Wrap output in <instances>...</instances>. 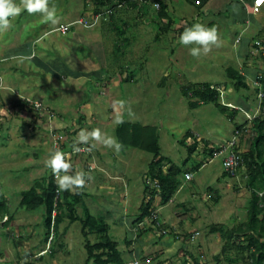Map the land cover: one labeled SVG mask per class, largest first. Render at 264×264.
Instances as JSON below:
<instances>
[{
  "label": "rangeland",
  "instance_id": "rangeland-1",
  "mask_svg": "<svg viewBox=\"0 0 264 264\" xmlns=\"http://www.w3.org/2000/svg\"><path fill=\"white\" fill-rule=\"evenodd\" d=\"M162 2L169 7L170 13L176 20L172 27L175 32L157 35V24L151 22V18L155 14V9L161 8L159 2L150 3L151 15L145 22L137 21V12L133 10L116 14L114 17L116 22L121 16L128 25L125 35L121 38L112 26L108 25L109 14L106 15V19L101 18L94 26L84 27L78 19L81 17L90 19L95 6L93 0H88L86 3L84 0H50V3L56 6L60 19L56 25L47 26L46 30H49L47 35H40L39 41H34L32 36L41 31L40 26L44 20L40 21L36 14H24L23 16L27 19L34 20V33L29 36L33 41L27 42L20 49L28 47L29 53L32 54L29 56L32 58L12 59L17 41L16 34L21 35L23 26V23L17 21L20 18L15 19L13 27L9 30L0 32L2 44L0 46V78L2 79L0 95L4 99L0 114V122L4 125L2 131L0 130L2 133L0 134V191L9 200V212L21 218V232L26 230L28 224L31 226L33 224L31 229L36 228L40 232L39 236L30 241L32 244L37 242L45 231V208L27 211L19 207V200L21 193L33 185L35 178L40 179V176L46 173L48 176L52 174L51 168L46 166L51 148L46 140L47 132H51L47 121L52 114L54 118L58 116L55 112L58 110L63 114L59 121L64 124V118L69 122V124L66 122V126H70L76 123V119L82 112L86 115L85 122L77 124L75 128L79 132L82 129L88 131L99 129L102 133L101 140L90 141L89 145H94V148L95 145L98 146V142H103V138L112 137L117 140L115 127L122 121L155 125L158 127L161 155L166 157L164 170H168L167 166H170V163L181 168L179 174L181 188L176 191L172 203L159 205V196L156 199L155 209L159 216L160 227H157L153 221H148V224L141 229L150 226L152 230L142 234L141 229L136 231L135 225L134 227L127 224L123 228V225L117 224L122 221L125 223L121 216L124 215L122 210L124 204L110 199L114 196L109 187L113 189L114 186L116 190L122 189L126 192L130 199L128 209L134 206L131 214L136 211L134 216H139L141 211L138 207L144 197L146 185L145 175H148L149 165L155 158L153 153L136 147L116 151L115 148L103 143L104 145H99L102 149L99 153L97 149L89 151L88 145H81L86 153H90L89 157H95L97 164L91 165L89 162L92 161L86 160L83 156H79L78 160H75L76 157L71 159V162L74 161L72 164L76 166V171L82 170L91 177L86 179V183L99 181L102 184L103 181L105 182L104 179L110 180V183L106 184L108 187L100 191L95 189L97 184L85 183L84 186H88L87 190L91 198L88 200L85 198V205L93 210L94 215L104 216L107 214L106 211L109 213V218L106 220L110 224L109 232L118 242L126 262L128 264H230L225 256L222 255L219 259L216 257L221 254L224 240L220 232L212 233L209 226L212 223H223L231 228L247 219L251 197L250 189L246 185L247 171L242 169L235 176L222 177L224 155L208 157L207 153L202 151L204 148L202 144H199V150H195L186 162L189 158L188 145L192 141L188 140L186 134L189 131L195 132L199 137L208 139L212 143L211 146H225L235 134L237 123L249 124L250 122L247 127L248 132L244 133L242 138L240 136L237 142L242 152L249 150L254 136L253 121H250L249 116L256 111L260 102L256 92V87L259 85L253 80H258L256 76L264 74L262 55L264 46L260 45L262 49L256 48L255 44L259 41L254 40L259 34L264 35V4L252 10L246 0L233 2L231 5L227 2L223 5V7L230 6L232 9L236 8L235 5H245L246 17L255 18L259 25V33L253 34L252 41L247 40V44L242 43L241 39L245 36L243 37L241 33L233 47V38L237 34L239 25L237 23L229 28L230 12L225 10L218 12V6L216 2L213 3V0L206 2L207 8L215 9L213 12H205V9L197 8L188 0H162ZM65 9L68 10L65 11ZM73 10L78 12V17L71 21L73 26L67 33L62 34L51 30L63 20H68ZM231 16L237 15L231 14ZM197 21L216 27L220 38L219 46L213 45L207 54H202L198 58L191 56L188 48L178 42L180 29L186 25L183 22L192 24ZM103 25L104 38L100 46L87 40L82 42L74 40L76 35L73 32L88 28L85 32L94 34L98 33ZM221 25L222 28H220ZM31 32L27 29V34ZM27 34L22 35L27 36ZM221 38H226L227 41ZM261 38L264 39V37ZM66 41L69 43V45L67 43L68 50L65 47ZM116 43L123 45L120 46L122 53L117 57L114 53ZM244 44L246 46H243ZM238 46L243 48H235ZM59 52L61 57H57L60 55ZM230 57L234 58L230 59ZM3 58L6 59L3 60ZM63 58L64 63L67 62V68L71 70L68 73V80L67 75L60 77L62 74L56 72V65H61ZM243 65V68L247 69L249 88L241 86L239 90H236L231 85L235 81L229 76L227 68L242 70ZM64 70L65 67L60 71L64 72ZM75 70L95 73L78 75L79 82L75 86L73 82ZM132 70L135 71V81H122L130 75ZM164 77H166L165 80ZM10 82L14 84L17 82L16 88H19L21 97L29 99L31 104L38 103L42 111L29 109V106H21V108L15 106V99L19 97L17 91L13 92L15 87L14 84L11 86ZM190 82H209L216 85L222 92L221 102L238 107V114L232 119V110L222 113L214 103L190 108V95L186 96L182 92V88ZM228 100H231V103ZM242 101L248 102L250 106L244 108ZM52 106L57 109L54 110ZM54 118L50 119L51 122L57 120ZM65 127L56 130L64 135ZM5 134L8 135L7 139L2 137ZM74 137L76 138V135ZM59 138L57 137L55 144ZM64 139L70 140L68 137ZM92 152L94 154H91ZM43 154L45 155L39 156ZM202 160L205 164L193 172L192 179H186L185 170L193 168ZM109 164L121 173L122 178H119L117 184L107 177ZM100 167L105 168L106 171L104 172ZM216 190L220 196L218 203L213 200V197L217 195ZM99 200L104 203L98 202ZM87 201H93V204L89 202L92 206H88ZM97 203L101 208H96ZM83 206V204L78 206L80 216H84ZM5 222H7L6 218L0 220V229L6 231L4 234L0 233V264H17L19 254L22 255V250L27 246H24V242L18 237L13 238V235L18 233L17 228L11 225L13 221L10 227H3ZM65 228L67 231L63 234ZM127 228L132 230L130 237L129 233H126ZM165 230L167 232H164ZM60 233L54 243L56 252L53 256L52 252L50 253L49 244L43 247L42 254L45 262L47 264H85L87 259L85 244L87 239L96 242V235L90 233L86 237L82 233L80 221L71 223L67 219L60 224ZM129 242L131 244H128ZM60 244L64 247L60 248ZM17 245H21V253L17 250ZM36 253L35 257L41 254L38 252L36 255ZM230 254L231 258L238 256L237 252ZM247 257L246 254L244 259L235 264H248ZM23 263L24 259L21 258V264Z\"/></svg>",
  "mask_w": 264,
  "mask_h": 264
},
{
  "label": "trees",
  "instance_id": "trees-1",
  "mask_svg": "<svg viewBox=\"0 0 264 264\" xmlns=\"http://www.w3.org/2000/svg\"><path fill=\"white\" fill-rule=\"evenodd\" d=\"M88 0H84L86 3ZM94 1V12L93 15L102 12L104 9L113 8L114 10L109 14L108 25L116 31L117 35L121 38L126 33L127 22H124L123 18L119 16L117 23L115 20V15L120 12H125L128 10H133L137 12L136 19L139 22H145L151 15L150 3L159 2L161 4L160 9H155V14L151 18V22L157 24V35L167 34L172 31V27L175 23L174 17L168 11V6L165 5L162 0H93ZM191 4L197 6V8H202L207 0H188ZM242 0H236V2H241ZM250 5L252 10L253 0H246ZM232 2V1H231ZM230 2V3H231ZM233 3V2H232ZM191 25L187 23L185 26L181 27L180 32H183L185 27ZM264 35H259L256 41L260 44H255L256 48H261L260 45L264 46ZM122 44L116 43L115 45V55L116 57L122 53L120 48ZM127 45V43L125 44ZM123 46V45H122ZM262 49V48H261ZM263 57L264 54L262 53ZM229 76L235 81L232 86L234 89L239 90L241 86L249 85L247 83V76L241 70H236L233 68H227ZM127 78L122 79V81H129L134 77L135 71L132 70ZM258 77V87H256V92H262L264 94V74ZM1 87V78H0ZM184 95L189 96L192 99L189 103L190 108H197L204 104L214 103L216 107L222 113H227L232 110L231 118L235 116V111L233 108L227 104L221 102L222 92L217 86H213L209 82H191L182 88ZM195 99V100H194ZM18 104L22 107H27L29 109L34 108V104H31L29 100L25 98H20ZM33 105V107H32ZM85 113H80L76 123L65 128L66 132L61 135V132H56L60 134L55 147L60 148L64 153L70 154L71 161L73 155L79 154L73 150V143L75 141L74 135L79 132L75 128L77 124H83L85 122ZM54 117V116H51ZM253 138L251 140L250 148L246 152H238L237 155L240 158V165L234 172L227 171L224 169L223 176H235L240 170L246 169L248 181L246 183L247 187L250 189L251 197L249 199L247 219L243 222L235 224L233 227L229 228L223 223H212L210 231L212 233L220 232L221 238L224 240L223 248L221 254L216 257L219 259L220 256H225L229 260L230 264H235L239 262L242 258L249 259L248 264H264V112L254 119L253 121ZM242 129V126L238 127ZM244 133L247 129L243 130ZM1 134V133H0ZM256 134V135H255ZM115 135L117 141L120 143L121 151H125L128 147H136L141 150L153 153L154 160L151 161L149 165V173L145 175L146 185L144 189V197L140 207L141 213L134 220V224H139L144 221L145 218L153 216L155 213L156 199L159 196V205H166L171 201L175 195L179 185L181 184L179 174L181 173V168L175 164L167 166V171L164 170V162L166 157L161 155V145L159 142L158 127L155 125L139 124L131 121H122L115 127ZM186 136L193 139V143L188 145L189 158L192 153L198 149L200 142L203 143V152L210 153L213 156L214 151H220L222 146L210 145V141L206 138L198 139L194 132H187ZM68 137L69 139H64ZM185 143V141H183ZM83 145V144H82ZM90 146V145H89ZM94 148V147H93ZM237 152V148H235ZM241 153V154H240ZM208 155V154H207ZM73 163V162H71ZM205 161L202 160L198 162L193 168L185 170V172H194L199 170ZM88 167V164H86ZM74 170L76 166L73 165ZM90 169V168H89ZM147 177L149 179H147ZM87 179V178H86ZM147 180L150 184L147 183ZM218 191L216 190L215 193ZM89 196L85 192L84 187L78 188L74 191H62L59 190L56 184V178L53 174L40 176L35 178L33 185L21 193V198L19 201V207L27 211H35L41 207L45 208L44 224H45V237L43 234V241L36 244L35 242L30 247L29 250L22 251L21 258L24 259L23 264H47L43 254L37 255L36 251L42 252L40 247H44L45 244L49 243L51 248L50 253L55 254V240L59 237L60 224L67 219L69 222L80 221L82 224V233L87 237L88 234L94 233L97 237L96 242H91L87 239L85 244L87 259L85 264H128L123 257L122 251L119 249L118 242L110 234V224L106 221L105 216L94 215L91 210L85 205V198ZM213 200L216 203L219 202L220 196L217 193ZM83 204L84 216H80L78 213V206ZM56 209V215L53 216V211ZM7 216L8 224L12 221L13 214L9 212V200L2 195L0 191V219ZM155 224L158 223L159 218H152ZM160 227L159 225H156ZM63 231V234L66 233ZM141 228H139L140 230ZM152 228L146 227L141 229V233H147L151 231ZM167 232V230H166ZM39 242V241H38ZM129 242L128 244H130ZM63 248L64 245L60 244ZM36 257H35V253ZM231 252H237L236 258H231ZM21 253V252H20ZM186 264V263H184Z\"/></svg>",
  "mask_w": 264,
  "mask_h": 264
},
{
  "label": "crops",
  "instance_id": "crops-1",
  "mask_svg": "<svg viewBox=\"0 0 264 264\" xmlns=\"http://www.w3.org/2000/svg\"><path fill=\"white\" fill-rule=\"evenodd\" d=\"M207 1H209V0H207ZM214 2L213 3H215L216 2V4H217V9H218V12H220V11H222V10H225V11H229L230 12V15H229V23L230 24H228V27L229 28H232V27H234L237 23H238V25H239V28H238V31H237V34H235L234 35V38H233V47L235 46V43H236V41L238 40V37H239V34H241V33H243V34H241V35H243V37L245 36V38L244 39H241V42L242 43H246L247 42V40H248V42L249 41H252V39H253V34L255 33V32H257V33H259L258 31H259V25L257 24V20H255V18H252L251 16L249 17H246V14H247V10H246V7H245V5H242V6H239V5H235V9H232L230 6H225V7H223V5L225 4V3H227V2H231L232 0H213ZM233 2H236L235 0L233 1ZM19 3V2H18ZM190 3V2H189ZM244 3V2H243ZM232 4V2L230 3V5ZM263 6V5H262ZM200 9H205V12H210V11H214L215 9L214 8H211V7H209V8H207V3L202 7V8H200ZM66 10H68V9H65V11ZM168 11H169V13H170V10H169V7H168ZM251 13V12H250ZM24 14H27V12H22L19 16H17V17H15V18H13V19H11V27H13V23H14V21H15V19H17V18H20V19H18L17 21H19V22H21V23H23V26H22V30H21V35L20 34H16V37H17V41H16V43H15V45H14V47H15V49H14V52L12 53L13 54V58L12 59H15V58H32V57H30L29 55L31 54V53H29V48L28 47H26L25 49H20V48H22L24 45H26V43L27 42H31V41H33L32 40V38L34 39V41H39L40 39H41V36L40 35H42V34H44V35H47V32L49 31V30H46V28H47V26L48 25H51V23L49 22H43V24L40 26L42 29H41V31H39L38 33H34L33 31H34V20L33 19H27L26 17H24L23 15ZM171 14V13H170ZM231 14H233V15H237V16H231ZM36 16H38L39 17V20L41 21H43V19H42V17L40 16V14H36ZM69 19L68 20H63L61 23H59V24H67V23H72L71 21H73L75 18H77L78 17V12L77 11H75L74 12V10L72 11V13H71V15H69ZM174 17V16H173ZM232 18V19H231ZM175 20V19H174ZM38 21V20H37ZM176 21V20H175ZM220 21V20H219ZM187 22V21H186ZM186 22H183L184 24H187ZM46 23V24H45ZM217 23V22H216ZM58 24V25H59ZM57 25V26H58ZM174 25H175V23H174ZM241 25V26H240ZM256 26V27H255ZM80 27H82V26H80ZM179 27H181V26H179ZM54 28V27H53ZM103 28H104V25L102 26V29L98 32V33H94V34H90V33H86L85 32V29H88V28H82V29H80V30H77V31H75V32H73L76 36H75V39L74 40H77V41H80V42H82V41H85V40H87V41H91V42H94L96 45H99L100 46V44H103V38H104V36H103V32H104V30H103ZM220 28H222V25L220 26ZM27 29L28 30H31L32 32L30 33V34H27ZM9 30V29H8ZM172 31H174V29H172ZM4 32H6V31H4ZM175 32V31H174ZM247 33L246 35L244 34V33ZM23 33H26L27 34V36H23L22 34ZM32 33H34L33 34V36H32V38L31 37H29L30 35H32ZM83 33H84V35H83ZM260 33H261V30H260ZM180 34V33H179ZM86 35V36H85ZM260 35V34H259ZM258 35V36H259ZM40 36V37H39ZM23 37V38H22ZM251 37V38H250ZM3 39H5V38H3ZM222 40H224L225 42L227 41V39L226 38H221ZM257 39V37L256 38H254V40H256ZM67 43H68V41H66V45H65V47H66V49L68 50V46H67ZM228 43V42H227ZM33 44V43H32ZM247 44V43H246ZM246 44H244L243 46H246ZM68 45H69V43H68ZM0 46H2V44L0 43ZM243 46H238V47H235V48H238V49H242L243 48ZM224 48V47H223ZM228 48V47H227ZM8 50L10 51V49H9V46H8ZM58 53V52H57ZM60 53V52H59ZM238 53H239V51H238ZM238 53H236V55H238ZM32 55V54H31ZM62 55H61V53H60V55H58L57 57H61ZM34 57V56H33ZM35 57H36V59H38V57H37V55H35ZM234 57H230V59H233ZM6 58H3V60H5ZM64 61H65V59L63 58V60H62V64L61 65H56V72H58L59 74H62V76H60V77H63L64 75H67V77H66V79L68 80L69 79V75H68V73L69 72H71V70H69L68 68H67V62H65L64 63ZM63 67H65V70H64V72H61L60 70L63 68ZM244 67V65L242 66V72L243 73H245V75L246 76H248V73H247V69H244L243 68ZM66 71V72H65ZM76 72H73V82H75V86H77V84H78V82H79V80H78V78H80V77H78L77 78V76L79 75V76H81V75H84L85 73H89L90 71H87V72H85V71H80V70H75ZM92 71V70H91ZM96 72H99V71H96ZM93 73H95L94 71H92L91 73H89V74H93ZM134 76H135V74H134ZM85 78V77H84ZM166 79V77H164V80ZM131 80H133V81H135V77H133ZM247 80H248V78H247ZM19 82H21V81H19ZM253 82L254 83H258V81L257 80H253ZM11 83V82H10ZM17 83V82H16ZM14 84V82H12L11 83V86H13V84H14V89H13V92L14 91H17V96L19 97V98H16L15 99V103H14V105L15 106H18V107H20L21 108V106L18 104V100L20 99V98H23V97H21V94H20V91H19V88H16V86H17V84ZM191 83V82H190ZM189 84V83H188ZM187 84V85H188ZM212 84V83H211ZM213 86H216V85H214V84H212ZM231 85H232V83H231ZM186 86V85H185ZM227 86V85H226ZM230 88V87H229ZM225 95V94H224ZM232 98H233V96H232ZM29 100V99H28ZM192 99H189V103H190V101H191ZM195 100V99H194ZM229 101V103H231V100H228ZM3 104H4V99L2 98V95H0V114L2 113V110H3ZM233 104V103H232ZM241 104H242V106L244 107V108H246V107H248V106H250V104L248 103V102H246V101H242L241 102ZM7 104H5V106H6ZM51 108V107H50ZM52 108L54 109V110H56L57 108L56 107H53L52 106ZM33 109H35V107L33 108ZM32 109V110H33ZM52 110V109H51ZM64 111V110H63ZM56 112V114H58V116H56L54 119H57L56 121H54V122H51V118L52 117H50L49 118V120L47 121V123L49 124L48 126H49V128H50V130H51V132L50 133H48L47 132V141H48V144L50 143V145H51V148H50V150L51 149H53V147H55V142H56V139H57V137L59 138V137H62L60 134H56L55 135V133L56 132H59L58 130H56L57 128H63V127H65L66 126V122H67V124H69V122L66 120V119H64L63 118V122H64V124L61 122V121H59V120H61V116L63 115L62 113H59L58 112V110H56L55 111ZM53 119V120H54ZM3 122H0V130L2 131V129L4 128V125L2 124ZM53 127V128H52ZM67 127H69V125L68 126H66L65 128H67ZM53 130V131H52ZM66 132V131H65ZM195 133V132H194ZM1 135H2V133H1ZM195 135L197 136V138L198 139H202L203 137H199V135L197 134V133H195ZM51 136V137H50ZM3 138H8V135L7 134H5V136H2ZM49 137V138H48ZM189 139H191L192 141L189 143V144H191V143H193V139L192 138H188V140ZM90 144V143H89ZM200 144H202L203 145V143H200ZM211 144L212 143H210V145H209V147H208V149H210L212 146H211ZM97 145L98 146H96L95 145V148H93V147H91V149H97V152L99 153L102 149L99 147V145H104L103 144V142H98L97 143ZM89 146V145H88ZM81 147V146H80ZM82 148V147H81ZM199 148H200V145H199ZM199 150V149H198ZM93 151V150H92ZM200 153H201V151H199ZM97 153V154H98ZM41 154V153H40ZM89 154L90 153H86V152H81V153H79V154H76V155H73L72 157L74 158V157H76V159L75 160H78L79 159V156H83L86 160H90V161H92V162H89L91 165L92 164H97V161H96V159H95V157L94 156H90L89 157ZM91 154H94L93 152L91 153ZM101 154V153H100ZM208 154V157H212V154H210V153H207ZM45 154H43V155H39V156H44ZM205 155V154H204ZM98 156H99V154H98ZM213 156H214V153H213ZM92 157V158H91ZM100 157V156H99ZM72 158V159H73ZM43 161V160H42ZM74 162V161H73ZM91 168V167H90ZM100 168H102V167H100ZM103 169V171L105 172L106 170H105V168H102ZM108 170H109V173H108ZM111 170H113V172H110ZM187 172H190V171H187ZM186 173V172H185ZM120 172L118 171V170H116V169H114L110 164L108 165V168H107V177H110L111 178V181H113V183L115 184H117L118 183V180H119V178H122V176H120ZM222 177H223V174H222ZM116 179V180H115ZM105 180V182L103 183L102 182V184H101V182H99V181H96V183L95 182H89V183H86L87 185H91V184H93V183H95V184H97V188L95 187V189H98L99 191L100 190H103L104 188H106V187H108V185H106V184H108V183H110V180L109 179H104ZM181 187H179L177 190H179ZM84 189H85V192H87L88 194H89V192H88V186H84ZM109 190H110V192H111V194L114 196L113 198L112 197H110V199H113V200H115L116 202H120V203H123L124 204V208H122V210H123V213H124V215H121V216H123V218H122V220L124 219V221H125V223L122 221V222H120V223H117V224H120V225H123V228L127 225V224H131V225H135V226H137V224H134L133 222H134V220L138 217V215H135L134 216V213L136 212H133L132 214H131V209L132 208H134V206L133 207H131L130 209H128V207H127V205L130 203V199L128 198V196H127V194H126V192H124L122 189H120V190H116L115 188H114V186H113V189H111V186L109 187ZM239 191V190H238ZM97 192V191H96ZM117 193V194H116ZM118 193H120V195H118ZM93 194V193H92ZM90 197V195L89 196H87L86 197V200H88V199H91V198H89ZM105 197H107V196H105ZM105 197H103V198H105ZM172 200H174L173 198L171 199V201ZM20 201V200H19ZM97 201V200H96ZM142 201H143V199H141V204H142ZM169 202V203H167L166 205H168V204H171L172 202ZM88 202V206H92L89 202H91V201H87ZM98 202H103V201H101V200H99ZM92 204H93V201L91 202ZM104 203V202H103ZM136 203V202H135ZM98 204V203H97ZM96 204V208H101V206L99 205H97ZM141 204H140V206L138 207L139 209H140V207H141ZM106 208H108V206H106ZM91 212L94 214V212H93V210H91ZM106 213L107 214H105L104 216L106 217V219L108 220V218H109V213L106 211ZM7 216L8 215H4L0 220H2L3 218H7ZM8 221V220H7ZM12 221H13V223L11 224L12 225V227H15V228H17V232L18 233H16L15 231H14V233H16V235L14 234L13 235V238L16 236V237H18V239L19 240H21L22 242H24V246H27L26 247V249H24V250H22V251H25V250H29L30 249V247L31 246H33V245H36V244H38V243H41L44 239H43V236L42 237H39V242L37 241V243L36 244H32L30 241H32V239L33 238H35L36 236H39L40 235V232L39 231H37L36 230V228H34V230H32L31 228H32V226H33V224H32V226H31V224H28L27 226H26V230L24 231V232H21V218H19V216L18 217H15V216H13V218H12ZM11 221V222H12ZM129 221H131L130 223H129ZM150 221V220H149ZM244 221V220H243ZM10 222V223H11ZM10 223H8V224H3V227H5V226H7V227H10ZM17 223V224H16ZM26 225V224H25ZM167 225V224H166ZM134 226V227H135ZM130 228H127V230H126V233L128 232L129 233V237H130V232L132 231L131 229L129 230ZM14 230V229H13ZM65 231V230H64ZM3 232V234H4V232H6V231H3V230H1L0 229V233H2ZM32 232V233H31ZM45 232V231H44ZM41 233H43V232H41ZM148 233V232H147ZM146 233V234H147ZM44 234V233H43ZM8 236H9V234H8ZM168 243V242H167ZM131 244V243H130ZM17 247V250L19 251V252H21V245H17L16 246ZM60 247V246H59ZM61 248V247H60ZM42 249H43V247H40V249L39 250H41L42 251ZM37 252V251H36ZM39 252V251H38ZM37 252V253H38ZM53 256V255H52ZM16 262H17V264H21V254H19V257H18V260H16Z\"/></svg>",
  "mask_w": 264,
  "mask_h": 264
},
{
  "label": "clouds",
  "instance_id": "clouds-1",
  "mask_svg": "<svg viewBox=\"0 0 264 264\" xmlns=\"http://www.w3.org/2000/svg\"><path fill=\"white\" fill-rule=\"evenodd\" d=\"M254 3L255 0H253V8H254ZM261 3L263 5L264 0H256V7L259 8V5ZM22 12H27L28 14L38 13L45 22H50L52 25H56L60 19L57 14L56 6L54 4H51L50 0H19V3H17V0H0V32L7 31L11 27V19L19 16ZM102 12H104V10ZM57 27L58 26L52 28L51 30ZM178 42L182 46L188 48L189 54L191 56L198 58L202 54H207L211 50V47L213 45L219 46L220 38L216 27L209 26L205 23L197 21L185 27L184 31L181 32L178 37ZM263 102L264 100L259 102V106L257 107L256 111L253 114H251L252 116H249L250 121L251 120L254 121L255 118L259 117L261 113L264 112ZM223 104H227L231 106L233 108V111L236 112L235 116L238 114L239 112L238 107L232 106L228 103H223ZM37 107H39V105H37ZM235 116L233 118H235ZM249 124H246L244 122L237 123L235 131L236 129H239L238 128L239 126H242V129H239L240 131H242L241 138L244 135L243 132L244 129H247L248 132L247 127ZM101 139H102V133L99 129H92L91 131L82 129L76 135V139L73 143V150L79 152L82 150L80 147L82 144L89 145L90 141L92 140L98 141ZM103 143L108 147L115 148L116 151H119L121 148L120 143L112 137L103 138ZM91 147H94V145L89 146L88 148L89 151H91ZM46 166L51 168L52 174L56 178V184L59 190L62 191H74L78 188H82L86 183V177L87 179H91V177L87 176V174L84 171L74 170L73 164L67 158V154L64 153L62 150H60V148L58 147H53V149L50 150L49 158L46 161ZM186 173H192V172H186ZM54 211H56V209ZM54 211H53V216L56 215V214L54 215ZM155 212L157 213L156 209ZM158 222L159 223H157L156 225H160V220ZM164 232H166V230ZM39 253L42 254L43 252H39ZM41 254H39V256Z\"/></svg>",
  "mask_w": 264,
  "mask_h": 264
},
{
  "label": "built area",
  "instance_id": "built-area-1",
  "mask_svg": "<svg viewBox=\"0 0 264 264\" xmlns=\"http://www.w3.org/2000/svg\"><path fill=\"white\" fill-rule=\"evenodd\" d=\"M157 5V4H156ZM262 3L259 5V8L261 7ZM254 8L257 9L256 7V0L254 3ZM114 9L113 8H109L104 12H100L97 13L95 15H91L90 19H83L82 17L78 19V22L84 26V27H92L95 24H97L99 22V20L102 18V20L105 18H107V14H110ZM72 24L71 23H67V24H61L59 25L57 28L53 29L52 31H59L62 34L67 33L70 28H71ZM257 44L259 45L260 42H257ZM262 92L258 93L260 102L262 100H264V94L261 95ZM34 104V103H33ZM37 105H39L38 103L34 104L35 109H40V111H42L40 105L39 107H37ZM263 111H264V102H263ZM50 116H54V114L50 115ZM242 135V131H240L239 129H236L235 134L233 135L232 139L230 140V142L228 144H226L225 146H222V149H220V151H216L214 153V155H224L223 158V165H224V169L227 171H231L234 172L235 170H237V168L240 165V158L237 155L238 152H242L239 148V143H237L240 139V136ZM235 148H237V152L235 151ZM82 150L79 151V153L81 152H85L84 148H81ZM241 154V153H240ZM70 158V154H67V158ZM193 174L192 173H186V179H192ZM147 183L150 184L147 180ZM56 214V211H54V215ZM152 218L156 219L158 218V214L155 212L152 216ZM151 217H147L143 222L137 224V227L135 228L136 231L139 230V228H142L143 226H145V224H148L149 219H152ZM152 221V220H151ZM150 223V222H149ZM159 223V222H158ZM134 229V230H135Z\"/></svg>",
  "mask_w": 264,
  "mask_h": 264
}]
</instances>
